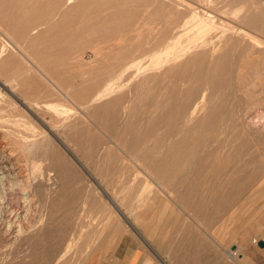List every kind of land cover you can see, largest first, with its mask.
Here are the masks:
<instances>
[{"label":"bare ground","instance_id":"bare-ground-1","mask_svg":"<svg viewBox=\"0 0 264 264\" xmlns=\"http://www.w3.org/2000/svg\"><path fill=\"white\" fill-rule=\"evenodd\" d=\"M222 1L224 0H0V75L6 77V82H0L46 127L45 131H34V136H37L34 141L38 144H32L33 149L38 148L35 150L42 151V155L51 160L56 170L54 177L48 176L49 186L54 185L52 188L55 189L46 205L56 206L60 201L69 202L73 197L67 193L70 190L69 180L65 177V162L51 151H44L49 148L50 143L58 140L55 128L69 142L101 143L104 140L103 143L115 145L116 150L122 154H116L112 145L99 149L96 165L101 176L111 173L110 165L114 157L120 161L123 154L131 157L136 166L143 170L145 176L140 184L123 186L120 190L122 194L116 196L118 198L115 201L112 200L113 204H118L123 210L124 205H128V210L134 209L135 204L144 208L136 214L131 212L133 219L127 221L133 226L141 224L146 228V211L151 203V194H147V191L167 192L175 204L189 209L191 199L185 201L189 197L184 195L185 189L216 194L223 187L229 186L226 183L218 188L208 182L196 184V181L201 176L200 173L205 171L203 160L215 159L234 143H242L245 137L256 145L264 143V114L250 113L251 108H264V81L254 79L264 74V67L248 62L234 64L232 53L239 46L244 50L262 48L263 41L248 29L264 32V15L258 1L249 3L247 0H229L226 4ZM44 3L46 7H43ZM229 4L231 7H227ZM44 12L53 14L44 18ZM80 19H85V25L79 26ZM100 33L108 36L102 42L118 37L120 46L113 50L114 47L111 48L109 44L99 45L101 41L94 43L96 38H92L93 35ZM127 33L128 39L125 37ZM28 41L31 42L30 45ZM45 41H51L53 47H49V44L45 46ZM91 46L93 53L85 60L83 50ZM67 59L82 61L89 68L87 71L93 74L92 80L99 84L102 82V87L91 93L94 89L82 91L74 86L75 82L74 85L69 83L64 70L58 69L66 64ZM17 64H24V69H18ZM249 76L253 78H245ZM36 77L40 82L45 80L42 83L48 88L52 85L51 88L59 95V99H64L67 103L78 102L76 104L79 110L73 114L65 108L67 104H62L64 102L45 100V104L37 106L63 113V118L58 121L59 125H55L56 122L53 121L55 128L46 125L45 116L40 118L39 111L31 110L22 99H31L28 88L33 84L29 82H32V78L36 80ZM89 78L90 76L88 80ZM37 85L39 87L40 84ZM15 92L22 93L23 97L21 94L15 95ZM49 94L54 93L49 91ZM36 96L40 98V95ZM241 97L244 101L237 102ZM36 98L32 99L40 104ZM230 123L232 127L229 128ZM84 130L87 132L84 133ZM32 146L28 147L30 151ZM213 166L212 164L211 167ZM214 168L217 171L220 166ZM40 170L37 165L35 174L39 176ZM207 170L210 171V168ZM243 183L237 179L230 181V185H235L238 189H242ZM229 200L228 197L215 198L212 205L222 207ZM199 206L201 207L200 203ZM198 216H188V220L201 225L204 220ZM105 217L108 223L119 224L110 229L109 235L115 238L126 230L124 222L115 217L111 210L106 209ZM5 226L0 225V244L5 241L2 237L4 230L8 229H3ZM10 228L11 226L9 231ZM31 229L32 227L20 232L18 228L15 239H28L32 249L22 257L15 255L10 258L0 248V264H38L40 255L35 247L37 238L29 236ZM96 235L101 239L100 231ZM221 238L214 239L216 247L233 264H241L243 258L239 253L240 248H226L225 238ZM98 249H95L96 256L99 255ZM44 254L46 257L47 254Z\"/></svg>","mask_w":264,"mask_h":264},{"label":"rangeland","instance_id":"rangeland-1","mask_svg":"<svg viewBox=\"0 0 264 264\" xmlns=\"http://www.w3.org/2000/svg\"><path fill=\"white\" fill-rule=\"evenodd\" d=\"M228 1L229 0H224L222 3L226 4ZM247 1L249 3L258 1L261 10H263L262 15H264V0ZM45 5L44 3L43 7L47 6ZM227 7H231V5L229 4ZM44 13V18H46V15L49 17L53 14ZM78 24L79 26L85 25V19L78 20ZM248 30L254 34L256 33L263 41L261 45L262 48L252 47V49L244 50L239 46L233 49V63L247 64L248 62V64H260L262 65L261 68H263L264 32L261 30ZM128 35V33L125 34L126 39L129 38ZM106 37L108 36L100 33L93 35L92 38H96L93 41L97 43L102 39L106 40ZM117 39L118 37L116 39H110L105 43L102 42V40L99 45L109 44L111 48L114 47L112 48L113 50H116L120 46L119 39ZM49 42L45 41V46L49 44V47H53V43H51V41ZM28 44L30 45L31 42L28 41ZM28 44L27 46L30 47ZM92 46L83 50L86 52L83 53V56H85L83 58L85 60L93 53L91 49ZM257 48H259L260 51L259 49L257 50ZM20 65H22V67ZM23 65L24 64H19L18 69H24L25 65ZM71 65L73 66L71 67ZM58 66H60V64ZM72 68L74 69L72 70ZM58 69L59 71L63 69L65 78H67L66 76L69 78L66 80L69 81V83L72 82V85L76 83L74 86H78L77 88L82 89V91L83 89L90 88V90L94 89L91 91V93H94L103 85L102 82L99 84L92 80V77H94L93 74L91 73V75L90 72H88L89 68L82 64V61L74 62L73 59H67L66 64ZM84 71L86 73H84ZM3 75L5 76V73ZM87 75L90 76L89 80V76ZM79 76L82 77V80H80ZM259 76L254 77V79L264 81V74ZM71 78H74V80H71ZM245 78L252 79L253 77L249 76ZM34 79L35 78H32V80H30L32 82H29V84H33V86L30 87L31 89L28 88L31 93L29 97L32 95L31 99H25L20 92H15V95L21 94V97H23L22 99L25 100V104H28L31 110L39 111L38 116L40 118L45 116L46 125L54 126L53 128H55V125L60 124L58 121L63 118V113H55L53 110L37 107L41 104H45V100L64 102L62 104H67L65 108L72 114L79 110L76 104L78 103L77 101H75V103H67L64 99H59V95L51 88L52 85L48 88L46 84L42 83L45 80H41L42 82H40L38 77H36V80ZM86 79L89 82L85 81ZM5 80L6 77H3L1 74L0 81L6 82ZM33 81H38V83H33ZM1 82L0 225H6L3 229L8 228L4 230V234L2 233V237L5 241L0 244V248H2L3 254L8 257L10 256V258L15 255H20L22 257L27 254V251L32 247L29 240L26 239V241L24 238L22 240H17L15 237L17 232L32 227L28 234L29 236L31 235V237L35 236L33 239L37 238L35 247H37L40 255L38 264H233L229 257L223 255L222 250L216 247L214 243V239L219 240L221 237V240L225 238L226 248L229 249L230 246L233 248L238 246L240 248L239 253H241L240 256L243 258L241 264H264V245L262 246L260 244L261 240L264 239V143H258L256 145L255 143H251L249 138L245 137L242 143H234V145L228 150L221 152L215 159L207 158L203 160L205 171H202V174L200 173L201 176L197 179L196 184L203 185L208 182L219 188L221 185L227 183L229 186L223 187L222 189L220 188L221 190L216 194L204 190H195L194 192L189 189H187V191L185 189V192L182 190L184 195H187L186 197L189 195L188 199L185 201L188 202L189 199H191L189 201L191 205L189 209L182 208L175 204L171 197L168 196L167 192L152 193V191H147V194H151V203L149 209L146 211L147 224L144 229L141 224L133 226L127 221L128 219H133L134 212V214H136V212L143 211L144 208L135 204L134 206L136 207H134V209L129 208L128 210L126 209L128 205H124L123 207L125 210H123L118 204L116 205L112 202V200L115 201L116 198H118L116 196L122 194L120 190L123 186H133L141 183L145 176L143 170L136 166L131 157L123 154L121 160L117 161L114 155V161H112L110 165L111 173L101 176L96 165L97 156L100 153L99 149L101 148L100 150H103L102 148H104V146L112 145L113 148H115L116 154L118 152L122 154L119 150H116L115 145L113 143H103L104 140H101V143L69 142L56 128L54 132L58 140L56 143H50L48 146L49 148L44 149V151H51L65 162L64 165L67 166L65 177L69 180L70 190L67 193L68 196L73 197L69 202L68 200L60 201L56 206L46 205V201L50 198V194L52 196V191L55 189L52 188L54 185L49 186L48 178L50 176L51 178L54 177L56 175V170L53 164H51V160L42 155V151L35 150L38 149L35 147L33 149V146H35L34 144H38L37 141H34V137L37 136H34L33 133H37V130L45 131L46 127L41 123L40 119L35 115L33 116L27 107L25 108L24 105H21L15 96L13 97V94L7 91ZM36 83L40 84L39 87H37L38 85ZM41 88H43V90ZM46 89L50 90L47 91ZM49 91L54 94L50 95ZM4 95L5 97H3ZM36 95H40V98ZM6 98L8 99L5 100ZM32 98L39 99L40 104H37ZM12 101H14L13 104ZM236 101L242 103L244 98L241 97ZM35 104L36 107L34 106ZM257 112H262V114H264V108H251L250 110L251 115H256ZM53 121L56 122V124L54 122L55 125ZM232 121L236 123V121ZM29 125H31V127ZM230 127H232V123L229 124V128ZM4 131H6V133ZM83 132L86 133L87 130ZM59 133L60 135L58 136ZM28 139H32L30 140L31 143ZM32 141L34 143H32ZM23 145H25V148H23ZM27 146H32L31 151ZM36 147H38V145ZM35 163L36 165H34ZM212 164L214 165L213 167H211ZM37 165H39L41 169L40 173H38L39 176L35 174ZM217 165H219L220 168L216 171L214 167L217 168ZM207 168H210V171H208ZM232 179L242 180V182H244L242 189H238L235 185H230ZM225 197L230 199L226 205L222 207H215L212 205L215 198L221 199ZM51 198L53 199V197ZM41 208L43 210H41ZM106 209L111 210L113 215L122 220L124 222L123 224H125L126 230L120 233L118 237L114 238L109 235L110 229L112 227H118L119 224L108 223L105 217ZM13 210L16 213L19 212L14 214ZM131 212L133 213L131 214ZM198 215L204 220L201 225L188 220V216L198 218ZM35 222L38 224L36 223L35 225ZM9 225L11 226L10 231ZM44 227L46 229L45 231L43 229ZM34 229L37 230L34 231ZM224 229L226 231H224ZM11 231L15 235L11 233ZM97 231L101 232V239L99 235H96ZM33 232L36 235H33ZM222 234L224 236H222ZM225 234L228 235L226 236ZM88 240L90 241L87 243L86 241ZM95 249L99 251L98 256H96L97 252H95ZM2 250L0 249V252H2ZM44 253L47 254L46 257Z\"/></svg>","mask_w":264,"mask_h":264},{"label":"water","instance_id":"water-1","mask_svg":"<svg viewBox=\"0 0 264 264\" xmlns=\"http://www.w3.org/2000/svg\"><path fill=\"white\" fill-rule=\"evenodd\" d=\"M260 244L263 246L264 245V241H261Z\"/></svg>","mask_w":264,"mask_h":264},{"label":"crops","instance_id":"crops-1","mask_svg":"<svg viewBox=\"0 0 264 264\" xmlns=\"http://www.w3.org/2000/svg\"><path fill=\"white\" fill-rule=\"evenodd\" d=\"M261 241H264V239H263V240H261Z\"/></svg>","mask_w":264,"mask_h":264}]
</instances>
